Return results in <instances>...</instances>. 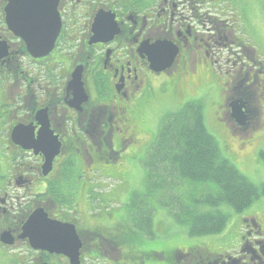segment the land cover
I'll return each instance as SVG.
<instances>
[{
    "label": "flooded vegetation",
    "instance_id": "flooded-vegetation-1",
    "mask_svg": "<svg viewBox=\"0 0 264 264\" xmlns=\"http://www.w3.org/2000/svg\"><path fill=\"white\" fill-rule=\"evenodd\" d=\"M8 3L0 0V264H264L255 214L226 231L230 254L201 244L156 250V238L116 223L123 186L107 187L132 170L143 104L162 98L155 82L189 96L185 87L212 71L215 52L231 54L229 0H57L52 17H21L22 37L8 23ZM43 38L50 48L28 41ZM247 73L227 86L237 91ZM249 78L264 99V69ZM226 102L232 122L249 124L246 94ZM49 238L60 252L33 247Z\"/></svg>",
    "mask_w": 264,
    "mask_h": 264
},
{
    "label": "rangeland",
    "instance_id": "rangeland-1",
    "mask_svg": "<svg viewBox=\"0 0 264 264\" xmlns=\"http://www.w3.org/2000/svg\"><path fill=\"white\" fill-rule=\"evenodd\" d=\"M229 2V11H223V13L226 16L225 20L232 19V24L227 23L226 29H231L232 37L237 38L240 42L237 40L236 44L231 46V54L228 48L215 52V64L212 71L210 69L204 71L201 77H196L197 79L192 77L191 85L185 87L189 96L181 102L167 100L169 92H163L162 84L155 82V88L157 87L162 98L153 99L143 104L138 134L140 141L134 154V165L130 164L129 166V170H132L119 190V199L123 203L128 201L132 195L129 198L125 197L127 191L142 193L144 169L140 164L141 159L159 130L162 115L167 111L175 110L165 108L179 107V105L190 101L201 103L205 127L216 140L221 155L259 190L260 196L243 212L230 211L225 230L220 235L211 237L190 238L187 234V226L178 224L166 210L154 205L152 227H162L165 230L156 229L157 235L164 233L165 236L163 238L156 237L155 242L150 241L156 250L169 251L201 244L213 251L224 248L230 254L232 253L231 246L226 245V240L232 239L233 236L226 237V231L235 229L236 225L239 228L240 218H246L251 214H255L259 220L264 222V194L261 193V188H264V158L259 157L260 154H264V99L259 96L258 83L246 86L250 82L249 73L251 75L255 69H264V0H229ZM207 9L210 7L205 6V10ZM211 12L215 15L214 11L211 10ZM215 18L223 20L219 15ZM225 33L228 38L229 33L227 31ZM241 51L244 53L242 54ZM242 63L245 65L247 63L248 66L245 67ZM249 70L253 71L249 72ZM246 72H248V76L244 79L246 80L245 84L233 92L227 84L238 83L243 78L240 73L245 74ZM158 80L164 81L163 79ZM240 93L246 94V101L249 102L252 111V119L245 126L235 124L228 117L226 100L233 94ZM121 185L122 183H111L107 187L114 189ZM123 209L125 207L117 209V217L122 215L125 217Z\"/></svg>",
    "mask_w": 264,
    "mask_h": 264
},
{
    "label": "trees",
    "instance_id": "trees-1",
    "mask_svg": "<svg viewBox=\"0 0 264 264\" xmlns=\"http://www.w3.org/2000/svg\"><path fill=\"white\" fill-rule=\"evenodd\" d=\"M169 87L167 100L181 102L188 97L176 84ZM165 109L175 110L162 115L159 130L140 162L143 191L125 193V197L132 196L120 205L125 207V217H117L116 223L136 230L140 239L163 238L165 234L157 235L156 229L165 230L152 227L156 206L187 226L190 238L220 235L230 211L240 213L249 208L259 198V190L221 155L205 127L200 102ZM259 157L263 159L264 154Z\"/></svg>",
    "mask_w": 264,
    "mask_h": 264
},
{
    "label": "water",
    "instance_id": "water-1",
    "mask_svg": "<svg viewBox=\"0 0 264 264\" xmlns=\"http://www.w3.org/2000/svg\"><path fill=\"white\" fill-rule=\"evenodd\" d=\"M8 6L6 9V15L8 17V23L12 27V31L19 37H22V32L19 28V24L21 22V17L27 16L34 19L44 18L47 19L52 17V12L55 13V6L57 0H8ZM40 8L44 9L43 16L40 13ZM29 42L32 43V47L38 45L43 48H47L51 46L52 40L49 39H28ZM239 110V109H238ZM234 115V113L232 114ZM239 125H243V123H239ZM38 220V214L33 217L31 225L36 223ZM46 228L50 231L52 236L59 237L61 236L62 228L58 224L47 225ZM71 238L74 240L72 241L75 247V250L78 249L79 241L77 235L75 234L74 229H70ZM46 242L42 244V246L35 247L42 250H46L48 252H60L61 244L55 238H49V240H45Z\"/></svg>",
    "mask_w": 264,
    "mask_h": 264
}]
</instances>
